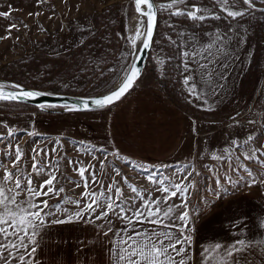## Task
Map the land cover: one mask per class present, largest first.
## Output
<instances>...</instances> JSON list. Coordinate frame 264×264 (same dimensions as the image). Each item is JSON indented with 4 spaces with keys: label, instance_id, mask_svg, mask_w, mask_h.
<instances>
[{
    "label": "snow or ice",
    "instance_id": "1",
    "mask_svg": "<svg viewBox=\"0 0 264 264\" xmlns=\"http://www.w3.org/2000/svg\"><path fill=\"white\" fill-rule=\"evenodd\" d=\"M37 2L43 4L46 0ZM258 2L264 4V0ZM180 5H184V8L181 9ZM212 5V8L198 3L188 6L187 0H172L168 4L156 5L154 0H134L135 12L140 18L138 23L144 26V30L141 31L138 27L135 38L125 35L126 45L131 39L132 46H129V51L121 53L116 65L107 69L112 78L105 82V86L111 89L106 95L98 98L73 97L72 102L68 98L55 102L43 101L39 98L53 93L26 87L24 84L0 82V102L27 104L39 101L33 106L41 112L47 110L49 114L50 110L56 108L72 112L94 111L111 106L126 95L142 76L144 59L151 48L156 29L157 12L176 8L170 16L187 17L195 22L196 27L208 20H225L228 23L226 30L216 28L202 33L206 42H201L195 32L183 29L176 32L175 40L165 36L170 45L178 49L175 55L167 57V63H171L181 75L187 73L181 81L182 91L199 101L198 106H207L209 100L223 94L230 63L239 58L235 55V50L246 43L242 35L245 26L240 21L245 17L253 19L254 12L264 13V8H257L254 0H212ZM217 5L219 12L213 10ZM9 8L7 12H0V17L9 18L11 7ZM167 26L174 31L177 28L174 24ZM14 27V24L9 25L6 30L8 35L3 39L10 37ZM138 40L141 46L135 47ZM177 59L179 64L175 63ZM158 62L164 63L162 60ZM103 75L104 72L101 71V77ZM62 87L67 88L69 85L64 84ZM205 110L212 108L209 106ZM239 115L238 113L237 116ZM249 123L256 121L249 120ZM0 128L7 129L6 135L0 134V143L4 145V149L0 150V170L3 172L0 176V264H37L36 253L40 250V241L49 227L81 221L96 229L97 239L103 236L108 240L109 264H256L257 259L260 264H264V232H250V226L245 220L236 222L245 226L238 232H230L235 237L231 242L214 241L201 245L199 250L194 247L192 226L194 220L202 214L198 205L192 204L193 190H200L198 178L215 180L217 189H221L215 193L217 198L227 194L233 184L238 188L241 184L251 187L264 183L234 154V150L240 149L244 160L255 161L264 167V161L259 159L264 152L252 144L257 139V134H250L244 139H233L229 148L211 156V159L228 165L223 176L227 187L221 184L222 177L217 167H210L211 175L204 176L191 163L175 167L161 165L156 168L133 164L125 158V163L146 177L152 189L160 193L153 197L148 189L129 183L113 161L107 159L109 156L119 158L118 151L110 153L103 145L74 142L78 150L86 155L100 154L105 157V160H99L97 155H93L98 160L99 168L94 164L86 167L82 161H73L66 153L57 157V150L63 147L59 140L53 141L51 152L48 148L33 147L29 153L27 142L24 145L18 142L19 129L14 130L6 121H0ZM25 134L30 138L38 135L27 130ZM30 142L34 144L35 140ZM65 160L80 179L74 180L67 175L64 170ZM5 161H11L10 168ZM108 165L116 176H120V180L112 179L111 183L108 182L111 178V173L105 170ZM231 173H237L238 179L233 180ZM240 173L247 175H239ZM44 176L48 178L43 179L37 189L34 177L39 179ZM65 183L76 187L82 183L85 191L78 199L67 194L59 199L62 193H66ZM90 183L97 188L89 191ZM121 183L131 190L130 196H125ZM208 190L213 189L209 187ZM53 195L58 198L57 203L50 204L48 199H41ZM175 200H179V203H175ZM66 205H74L78 210L70 212ZM58 214H64L65 218L50 219ZM117 222L123 223V227ZM246 232L248 235L245 238ZM257 236L260 238L257 239Z\"/></svg>",
    "mask_w": 264,
    "mask_h": 264
},
{
    "label": "crops",
    "instance_id": "2",
    "mask_svg": "<svg viewBox=\"0 0 264 264\" xmlns=\"http://www.w3.org/2000/svg\"><path fill=\"white\" fill-rule=\"evenodd\" d=\"M227 26L228 24L212 26L195 33L211 32L216 28L223 31L227 29H223ZM201 34V39L206 42ZM237 53L241 54L238 56L236 63L234 60L230 63L227 70L228 79L222 95L213 97L209 100V105L203 107L198 106L199 101L190 97L191 101L202 110L207 111L205 108L209 106L213 109L226 100L228 101L237 93L239 78L249 69L254 55V48L253 50H241ZM262 59H264V56ZM183 75H187V73ZM258 86L255 85V89L261 90L264 87V80ZM259 107L264 108L263 105H260V102ZM50 111L51 114L47 110L44 112L24 110L4 112L0 115L12 124L11 127L14 130L19 129L17 133L18 142L21 145L27 142L28 150L32 146L39 147V149L48 148L51 152L53 141L59 140L63 147L57 150V157L64 152L73 161H82L83 166L87 167L94 164L99 168L98 160L93 158V155L98 154L86 155L83 151L78 150L74 142L97 146L103 145L110 153L118 151L120 153L119 157L126 158L132 163L142 166H177L191 163L196 170L200 171V164H202L205 176H210V167H217L222 177L221 184L227 187L223 179L226 170L223 168L228 165L226 163L222 164L219 160L211 159V156L229 148L232 142L225 146L221 143L211 150L208 142L215 140L212 136L216 135L218 128L213 125L217 123L207 119L193 118L183 112L181 108L168 99L162 85L152 74H144L126 95L104 109L69 112L56 108ZM32 120L35 123H30ZM25 130L38 135L30 138L25 134ZM224 130L225 135H229L227 126H224ZM233 133L237 134L234 139H240L243 134L236 130H233ZM230 135L232 136V130H230ZM31 140H35V143H31ZM254 146L256 147V145ZM257 147L260 148L261 152H264V145L262 148L260 145ZM234 154L239 156L248 168L249 163H253L254 167L260 168L258 166L261 164L244 160L242 150L236 149ZM260 157L259 159L264 161V155ZM98 159L103 160L99 157ZM64 170L74 180L80 179L77 173L68 166L67 160L64 162ZM105 170L111 173L109 183L112 179L120 180V176L115 175L111 166ZM123 173L122 175L128 178L129 183L136 185L138 188L148 189L152 192L153 197L160 195L152 189L146 177L135 169L132 172ZM234 174L237 176H234ZM244 175H247V173ZM237 177L238 174L233 173L232 179L236 180ZM47 178V176L39 179L34 177L37 189L43 179ZM101 178L103 179V177ZM257 178L264 180V173L258 174ZM202 182L203 180H200V183ZM206 184L216 186L214 179L206 181ZM233 185L227 194L219 198L215 196L214 199H209L210 203L201 209L202 214L194 220L192 225L194 228L193 237L194 247L197 250L201 245H207L214 241L231 242L235 237L230 235V232H238L240 228L245 226L236 223L241 219L245 220L247 225L250 226V232H264V183H258L251 187L241 184L238 188L232 189ZM64 186L66 189L65 194L74 199H78L80 194L85 191L82 183L79 187L67 183ZM121 187L125 196L131 195V190L126 185L121 183ZM96 188V185L90 183L88 190L91 191ZM193 191L192 204L202 203L204 197L197 195L198 193L195 190ZM65 194L62 193L60 198H64ZM41 198L58 199L54 195ZM174 202L179 203V200ZM83 204L84 201L81 202V207H83ZM66 206L70 212L78 210L74 205ZM64 218V214H58L50 219ZM117 223L120 227H123V223ZM144 227L152 226L144 225ZM247 235L246 232L245 238ZM256 238L259 239L260 237L257 236ZM107 245L108 240L104 239L103 236L97 239L96 229L85 221L55 224L47 229L46 234L40 241V250L36 253L37 264H109L110 257ZM256 264H260L259 259H257Z\"/></svg>",
    "mask_w": 264,
    "mask_h": 264
},
{
    "label": "rangeland",
    "instance_id": "3",
    "mask_svg": "<svg viewBox=\"0 0 264 264\" xmlns=\"http://www.w3.org/2000/svg\"><path fill=\"white\" fill-rule=\"evenodd\" d=\"M155 2L156 5H161L171 3L172 0H155ZM192 3L213 7L212 0H187L188 6ZM254 3L257 8H264V4L259 3L258 0H254ZM77 5H79V10H77ZM9 6L11 7V16L9 18L0 17V82L20 83L51 93L92 96L110 90L105 86V82L112 78V74L108 73L107 69L116 65L121 53L129 51V46H132L131 39L126 45L125 35L135 38L138 27L141 31L144 30V26L138 23L140 18L135 12L134 0H46L43 4H38L37 0H0V12L9 11ZM179 7L183 9L184 5ZM175 10L176 8L157 12L156 29L142 71L143 75L152 74L155 77L156 74H161L165 63H167V57L177 53L178 49L171 46L165 36L175 40L176 32L181 29L186 32H198L203 28H208L188 26L186 21L180 17L170 16V13ZM213 10L219 12V6H215ZM36 13L40 15H36ZM94 13H97L96 24L92 21ZM220 14L223 15V13ZM232 22L236 23V21ZM240 22L245 26L242 35L246 39V43L236 48L235 55L239 56L241 53L237 52L241 50H253V48L254 55L248 74L244 73L239 78L237 93L212 110L204 111L191 101L186 92L182 91L183 77L179 74V87L177 93L174 94L178 96L175 100L179 108L187 115L217 123L213 125L218 128L216 135L212 136L215 140L208 142L211 150L221 143L225 146L232 142L237 136L233 130L243 133L240 139H244L246 134L247 136L257 134V139L252 142L253 146L260 145L262 148L264 145V108L259 107V102L261 106H264V87L261 90L254 87L255 85L259 87L258 84L264 80V59H262L264 56V13L254 12L253 19L245 17ZM13 24L16 27L12 29L10 37L3 39L8 35L6 30L9 25ZM168 24L176 25L175 31L169 28ZM200 34L197 33V36L201 42H204ZM76 44L79 46L76 47ZM139 45L140 41L138 40L134 46L139 47ZM161 49L163 55H161ZM161 60L164 61L163 64L158 62ZM234 61L236 63L237 59ZM101 71L104 72L102 77ZM64 84L69 87H62ZM182 100L191 102L198 109H189L181 102ZM241 111H243L242 114H240ZM4 112L16 111L0 110V114ZM238 113L239 116H237ZM233 117L235 119H232ZM249 120L256 121V123H249ZM0 121H6L10 127L12 125L2 115H0ZM224 126H227L229 135L232 130L230 138L229 135H225ZM6 132V128H0V134L6 135ZM31 147L29 150L27 149L29 153L33 148ZM2 149H4V145L0 143V150ZM64 154L63 152L61 155ZM97 156L105 160L103 155L98 154ZM29 159H31L30 155ZM107 159L113 161L122 174L134 170L133 167L125 163L123 157L109 156ZM5 163L9 168L11 167V161H5ZM109 166L106 168L108 169ZM154 167L159 168L160 166ZM258 167L260 168L249 163V168L257 175L264 173V167L261 165ZM227 168L228 166L223 169L227 170ZM199 169L205 176L202 164ZM244 174L240 173V175ZM2 175L3 172L0 170V176ZM231 175L233 176V173ZM234 176L237 175L234 174ZM198 179L200 190L197 195H202L206 203L204 201L196 202V205H200L199 208L203 209L210 203L209 199H214L217 196L215 193L221 190L217 189L214 184L207 185L202 178ZM200 180L203 182L200 183ZM209 187L213 190H208ZM235 187L236 185H233L232 189ZM48 200L50 204L58 202V199Z\"/></svg>",
    "mask_w": 264,
    "mask_h": 264
},
{
    "label": "trees",
    "instance_id": "4",
    "mask_svg": "<svg viewBox=\"0 0 264 264\" xmlns=\"http://www.w3.org/2000/svg\"><path fill=\"white\" fill-rule=\"evenodd\" d=\"M96 14L94 13L92 15V21L96 24ZM181 19L185 20L188 26L195 27V28H202V27H210L214 25H220V24H227L225 20H208L201 24L200 27L195 26V22L190 21L187 17H180ZM125 45V44H124ZM79 46V45H78ZM76 44V47H78ZM178 52V51H177ZM176 64H179L180 61L177 59L175 61ZM164 70L161 74H156L155 77L159 81V83L162 85V87L165 90L166 96L168 99L173 102L175 105L178 106L176 103L175 98L177 99L178 96L174 95L177 93L180 79L178 80L179 74L178 71L173 67L171 63H165ZM154 71V68H153ZM248 74V69L245 71V75ZM173 94V95H171ZM175 96V97H174ZM182 103L186 105L189 109L195 110L198 109L195 105H193L191 102H188L187 100H182ZM5 103V104H4ZM34 104H14V103H6V102H0V110L3 111H20V110H35L38 111L36 107L33 106ZM179 107V106H178ZM195 108V109H194ZM198 111V110H197Z\"/></svg>",
    "mask_w": 264,
    "mask_h": 264
},
{
    "label": "water",
    "instance_id": "5",
    "mask_svg": "<svg viewBox=\"0 0 264 264\" xmlns=\"http://www.w3.org/2000/svg\"><path fill=\"white\" fill-rule=\"evenodd\" d=\"M154 3L156 4L155 0H154ZM156 23H157V14H156ZM141 45H139L140 47ZM149 52V51H148ZM147 52V54H148ZM146 59H147V55L144 59V66H145V62H146ZM144 68V67H143ZM20 84V83H19ZM26 87H29V86H26ZM114 87V86H113ZM31 88V87H30ZM111 90V89H110ZM106 91L104 93H100V94H97V95H92V96H83V95H74V94H69V93H53V95H49V96H45V97H41L39 98V100H43V101H60L62 100L63 98H68L69 99V102H72L71 101V98L73 97H81V98H98L102 95H106L108 94V92L110 91ZM41 91V90H40ZM43 92H46V91H43ZM51 93V92H49ZM39 101H31L29 102V104H35V103H38Z\"/></svg>",
    "mask_w": 264,
    "mask_h": 264
}]
</instances>
